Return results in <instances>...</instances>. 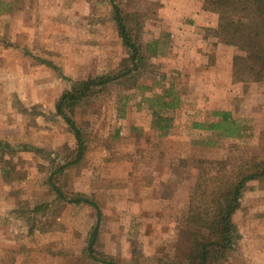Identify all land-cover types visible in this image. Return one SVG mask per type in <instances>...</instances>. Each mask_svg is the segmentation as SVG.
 Segmentation results:
<instances>
[{"label": "rangeland", "instance_id": "1", "mask_svg": "<svg viewBox=\"0 0 264 264\" xmlns=\"http://www.w3.org/2000/svg\"><path fill=\"white\" fill-rule=\"evenodd\" d=\"M159 8L0 0V264L186 262L195 186L219 169L206 162L227 161L228 172L264 155V82L235 80L241 52L218 34L224 16L205 48L181 49L158 31ZM100 77L118 79L74 110L86 153L65 167L78 143L56 104ZM214 112L229 113L241 137L206 128ZM233 221L235 246L220 264H264V179L248 183Z\"/></svg>", "mask_w": 264, "mask_h": 264}, {"label": "trees", "instance_id": "2", "mask_svg": "<svg viewBox=\"0 0 264 264\" xmlns=\"http://www.w3.org/2000/svg\"><path fill=\"white\" fill-rule=\"evenodd\" d=\"M204 9L224 16V20L220 21L218 34L225 45L237 47L241 52L233 64L235 80L264 82V0H205ZM116 20L125 47L132 53V61H137L139 49L130 41L119 13ZM117 79L100 77L77 83L58 100L56 112L70 126L78 143L74 151L75 160L65 167L80 162L86 153L82 132L71 115L93 90L107 87ZM213 116L219 118V122H213L206 128L219 131L220 137H241L239 124L229 113L214 112ZM206 164L219 169L207 179L205 175L199 177L187 216V225L192 231L188 258L186 262L178 261L173 264H220L235 246L238 231L233 217L240 207L248 183L264 179V155L241 158L228 172L227 166L231 164L227 161ZM73 202L95 206L93 202L82 199H74ZM95 239L96 232L93 234L91 247L94 246Z\"/></svg>", "mask_w": 264, "mask_h": 264}, {"label": "crops", "instance_id": "3", "mask_svg": "<svg viewBox=\"0 0 264 264\" xmlns=\"http://www.w3.org/2000/svg\"><path fill=\"white\" fill-rule=\"evenodd\" d=\"M151 1L160 4L158 10L160 29L158 31H164L166 37L172 36L177 47L186 49L191 47L190 42H194L193 45L199 50L201 49L199 47L205 48L211 41L207 33L217 29L220 16L205 10L204 0ZM171 46L174 48V53L178 54L176 47Z\"/></svg>", "mask_w": 264, "mask_h": 264}]
</instances>
